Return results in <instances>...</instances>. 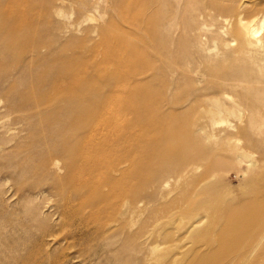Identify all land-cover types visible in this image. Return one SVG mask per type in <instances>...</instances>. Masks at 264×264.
<instances>
[{"label":"rangeland","instance_id":"obj_1","mask_svg":"<svg viewBox=\"0 0 264 264\" xmlns=\"http://www.w3.org/2000/svg\"><path fill=\"white\" fill-rule=\"evenodd\" d=\"M254 10L0 0V264H264Z\"/></svg>","mask_w":264,"mask_h":264},{"label":"bare ground","instance_id":"obj_2","mask_svg":"<svg viewBox=\"0 0 264 264\" xmlns=\"http://www.w3.org/2000/svg\"><path fill=\"white\" fill-rule=\"evenodd\" d=\"M246 12H248V11H246ZM251 17L253 19L252 22H250L249 24H243V27L245 28L246 33H248L258 43V45L264 46V37L261 36L262 31L264 30V13L260 16L258 10H254L252 12V14H251ZM242 21H243V18H240V22L241 23H242ZM240 82L245 83L243 80L240 81ZM246 84H249V83H246ZM239 156L242 158L243 161H245V159L248 157V155H239ZM255 164H256V162H254L247 169V171L243 172V175H244L245 178L251 173V168L253 166H255ZM188 169H189V167L185 168V170L182 173H180V174H178L176 176V179H177L178 182L182 180V178L184 176V173L187 172ZM169 185H170V180H166L163 183L162 187L166 188ZM126 193L129 194L130 192L127 191ZM141 202L142 201H139L138 199H135V198L131 199L130 197H126L125 196V198L123 200V204L120 206L121 208H120L119 214L121 216H125V215H128V214L131 213L133 215L135 213V210L137 209V208H135L134 205L138 204V203H141ZM196 219L197 220H195V221H198V222L200 221L201 222V221H203V219H205V217H201V215H199V216H196ZM206 219H208V216H206ZM181 226H182V223H181L180 227ZM158 247H159V245L155 247V250H158Z\"/></svg>","mask_w":264,"mask_h":264}]
</instances>
